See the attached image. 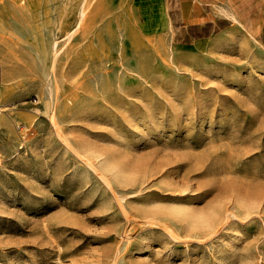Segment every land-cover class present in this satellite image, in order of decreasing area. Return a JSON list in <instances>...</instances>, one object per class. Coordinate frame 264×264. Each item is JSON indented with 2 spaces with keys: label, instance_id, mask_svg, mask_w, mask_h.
Listing matches in <instances>:
<instances>
[{
  "label": "rangeland",
  "instance_id": "rangeland-1",
  "mask_svg": "<svg viewBox=\"0 0 264 264\" xmlns=\"http://www.w3.org/2000/svg\"><path fill=\"white\" fill-rule=\"evenodd\" d=\"M23 1L0 0V264H264L263 6L197 40L160 2L144 36L131 0Z\"/></svg>",
  "mask_w": 264,
  "mask_h": 264
},
{
  "label": "crops",
  "instance_id": "crops-1",
  "mask_svg": "<svg viewBox=\"0 0 264 264\" xmlns=\"http://www.w3.org/2000/svg\"><path fill=\"white\" fill-rule=\"evenodd\" d=\"M139 32L155 36L158 14L156 2L163 4L166 22L172 35L203 38L209 32L228 27L234 21L252 22L264 0H131ZM237 22V23H239ZM240 24V23H239Z\"/></svg>",
  "mask_w": 264,
  "mask_h": 264
},
{
  "label": "bare ground",
  "instance_id": "bare-ground-1",
  "mask_svg": "<svg viewBox=\"0 0 264 264\" xmlns=\"http://www.w3.org/2000/svg\"><path fill=\"white\" fill-rule=\"evenodd\" d=\"M14 4L16 6V9L18 12H23L25 10L24 1L23 0H13ZM77 14H81L80 8L78 10ZM48 51L51 52L52 61L56 60V57L58 56V50H57V40L55 39L53 34H50L48 36ZM143 43H141L142 45ZM140 45V46H141ZM46 55H44L45 57ZM48 58V57H47ZM51 72V71H50ZM48 104V103H47ZM49 106L47 107V109ZM52 119V118H51ZM53 121V120H52ZM180 209V208H179ZM173 216H178L179 219H183L184 221L188 222V225H210V223L214 222V219H217L219 216V210L216 208H211L209 212L201 214V213H189L180 210H172L169 212V214ZM177 217V218H178ZM175 218V217H174ZM180 221V220H179ZM183 222V221H180Z\"/></svg>",
  "mask_w": 264,
  "mask_h": 264
}]
</instances>
